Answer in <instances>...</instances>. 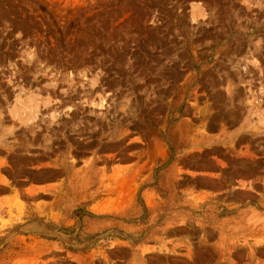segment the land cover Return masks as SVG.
Returning <instances> with one entry per match:
<instances>
[{"label":"rangeland","instance_id":"374dc122","mask_svg":"<svg viewBox=\"0 0 264 264\" xmlns=\"http://www.w3.org/2000/svg\"><path fill=\"white\" fill-rule=\"evenodd\" d=\"M0 264H264V0H0Z\"/></svg>","mask_w":264,"mask_h":264}]
</instances>
